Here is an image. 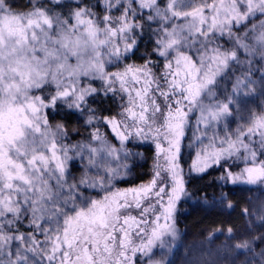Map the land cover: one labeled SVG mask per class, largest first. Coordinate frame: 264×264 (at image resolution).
<instances>
[{
	"label": "snow or ice",
	"instance_id": "1",
	"mask_svg": "<svg viewBox=\"0 0 264 264\" xmlns=\"http://www.w3.org/2000/svg\"><path fill=\"white\" fill-rule=\"evenodd\" d=\"M0 13V60L19 77L0 73V264H137L152 241L135 245L133 231L158 207L156 235L184 192L186 140L195 173L220 169L235 184L229 162L247 154L248 182L264 178V111L246 107L258 81L249 70L226 82L264 48V0H0ZM53 65L55 90L29 95ZM146 152V181L86 198L125 182ZM133 207L141 216L121 220Z\"/></svg>",
	"mask_w": 264,
	"mask_h": 264
},
{
	"label": "trees",
	"instance_id": "2",
	"mask_svg": "<svg viewBox=\"0 0 264 264\" xmlns=\"http://www.w3.org/2000/svg\"><path fill=\"white\" fill-rule=\"evenodd\" d=\"M15 2L23 5L28 0ZM47 3L48 0H36L37 5ZM262 73L253 75L258 83L255 94L246 104L247 108L256 111H264ZM147 165L146 162L143 166L146 169L144 180ZM244 167L246 165L242 162L235 165V170L240 171ZM132 173L134 180L121 183L122 187L140 183L142 176L137 167ZM75 175L72 180L68 177L69 183L79 182L80 173L75 171ZM222 176L225 178L221 179ZM226 176L220 169H209L202 175L185 178V190L191 198L184 205L187 211L178 223L179 227L182 225V235L171 252L169 264H264V191L240 184L239 181L232 184ZM99 187L88 189L86 198L91 200V195L99 194Z\"/></svg>",
	"mask_w": 264,
	"mask_h": 264
},
{
	"label": "rangeland",
	"instance_id": "3",
	"mask_svg": "<svg viewBox=\"0 0 264 264\" xmlns=\"http://www.w3.org/2000/svg\"><path fill=\"white\" fill-rule=\"evenodd\" d=\"M5 15V13H0V21H2L3 16ZM29 18L28 15L26 14H21L19 19L21 21H23L24 23L21 25L22 27H25L27 33H28V37L29 40H31V29H27L26 28V21ZM61 20H63V18H61ZM256 25V31H259L261 29V23L260 21H254L253 22ZM63 26V25H62ZM13 27H16L15 25H13ZM252 25H248V29H251ZM242 33L245 30H241ZM5 35H7V31L5 30ZM252 35L253 33L251 31H249V43H252ZM235 37H232V40L234 41ZM15 41V38H13V43ZM227 41H229V37L225 36L223 37V39H218L216 41L217 44H223L226 43ZM214 46V45H212ZM29 56H31V53L28 54ZM84 56V58H87V54H82ZM242 61H244V63L242 65H235L234 66V71L232 69L229 70V77L227 78L226 82L228 83L229 88L231 87V81H233L235 79L236 76H239L242 72H247V71H251L253 73V75L260 74L263 72L264 70V48H256L255 53L253 56L251 57H241ZM251 60V64H249L247 61ZM71 64L75 65L77 63L76 59L73 58L70 61ZM10 67H16V65H9V61L8 60H0V73H2L4 75V78L6 81H12L15 80L16 82H19V77L16 75V73L12 72L10 70ZM54 68L53 66H49V75L47 76V86L43 89V92L37 90L36 88H32L29 90V95H41L44 94L46 95L49 91H54V84L52 82V77H51V72ZM23 71V69H21ZM59 75V74H58ZM63 79L67 80L68 79V73L64 72L63 73ZM99 82V81H97ZM19 102L23 103V97L21 96L19 98ZM41 115H43V113H41ZM52 123L54 124L55 121L53 120ZM192 135V128L190 127L188 130V136L191 137ZM187 143L188 141H185V157H184V161H183V178L185 181V178L187 176H198V175H202V174H198L195 173L191 167H190V160L188 158V149H187ZM261 145V139L260 137H256L255 138V147L256 146H260ZM247 154H242L240 156V158L237 160L234 158L233 161H230V164H233V169L232 171L236 172L235 175H240L241 179L239 180L240 184H247L249 187H253V188H257L259 190L264 191V178L261 179H257L254 182L249 183L247 180V176L248 174L245 173L243 171V169H241L240 171L235 170V165L237 166V164H240L243 162V160L245 159V156ZM152 163V153L148 152V157H147V176L145 181L149 178V166ZM137 171L140 174V176L143 177V175L146 172V169H143V167L141 166H137ZM132 174L131 173L128 178L126 179V182H130L133 181L134 179L132 178ZM204 174V173H203ZM76 177L75 175V171L73 172V174L71 176H69V178L74 179ZM165 180H168V178L165 176ZM2 183L3 181L0 180V190H2ZM15 185H19L21 188L26 187L22 184H20L18 181L13 182ZM53 184H55V181H52ZM169 185L171 186V181L168 180ZM121 183L119 182V178L117 179V181H114L111 186H109V182L108 180H105L104 186L101 188L99 187V194H93L91 195L92 198L91 199H95V200H100L103 201L104 198L106 196H108L112 191H115L117 189H125L127 186L122 187L120 185ZM130 185V183H128ZM127 184V185H128ZM115 186V187H114ZM129 187H134V186H129ZM127 187V188H129ZM109 190V191H108ZM14 195H16L17 197H22V193H15ZM30 195V193H29ZM190 195L186 192V190L184 189L183 194L181 195V198L179 199V201L177 202L173 214L171 215L170 218H168L167 220L164 218V216L160 217L159 220V224L160 225H164V227H161L159 229H156V235H153V230L156 228L155 224L152 223V221L155 219L156 215H159L161 210L157 207L155 213H151L149 214L147 217H143L144 220L147 221V223H142L140 225V228H142L144 231L140 232L138 230L133 231L132 233V239L135 245H140L143 243H146L149 238H151V244L149 245L147 252L145 254H142L140 256H138L137 258V264H169V260H170V255L171 252L173 250V248L177 245V243L179 242V239L182 235V225H178L180 218H182V214H184V212L187 211V209L184 207L185 204H187L188 200H190ZM22 203V200H21ZM148 203H154V201H149ZM182 204V205H181ZM84 204L82 205V207H85ZM89 206V205H88ZM85 207V211L87 210V207ZM147 206V205H146ZM181 213H180V212ZM126 214H131V215H135L138 218L141 216L140 211H137L134 207L133 208H129L127 209L126 212L121 213V220L123 218V215ZM183 219V218H182ZM62 224V221H61ZM120 225H117V228H119ZM120 233H117V237H119ZM116 244H119V239H117Z\"/></svg>",
	"mask_w": 264,
	"mask_h": 264
},
{
	"label": "clouds",
	"instance_id": "4",
	"mask_svg": "<svg viewBox=\"0 0 264 264\" xmlns=\"http://www.w3.org/2000/svg\"><path fill=\"white\" fill-rule=\"evenodd\" d=\"M198 179V178H197Z\"/></svg>",
	"mask_w": 264,
	"mask_h": 264
}]
</instances>
